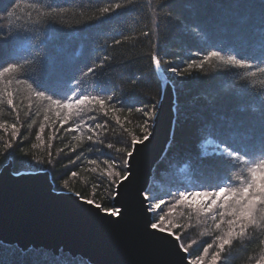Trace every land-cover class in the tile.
Here are the masks:
<instances>
[{
  "label": "trees",
  "instance_id": "trees-1",
  "mask_svg": "<svg viewBox=\"0 0 264 264\" xmlns=\"http://www.w3.org/2000/svg\"><path fill=\"white\" fill-rule=\"evenodd\" d=\"M8 2L3 0L0 7L7 6ZM18 2L21 8L17 12L19 19L12 21L13 31L23 33L26 38L16 42L11 54L16 58L36 57L45 65L54 66L55 71L50 76L61 95L95 94L98 91L95 81L98 80L116 88L115 95L120 98L118 106L135 98L138 106L150 108L155 104V117L162 85L151 57L153 54L159 56L160 71L174 93V123L170 143L153 170L148 194L172 200L165 195L170 190L181 185L214 183L217 175L225 174L223 165L199 159L201 153L214 151V144L205 142L208 129L233 117L248 124L253 114L259 117L261 104L240 87V75L246 70L224 69L215 61L206 63L203 69L195 65L188 69V63L199 61L209 50L221 49L225 54L233 51L248 53L249 29L258 32L264 18V0H174L171 8L162 10L160 4L163 0H137L134 10L122 9L104 21L92 17L99 14L98 8L117 0ZM29 4L59 6L64 11L48 22L51 27H46L33 22L36 13L28 7ZM28 12H32L31 20ZM51 28L58 31L53 32ZM144 32L148 35L145 36ZM118 40L119 44L116 43ZM251 50L258 54V39ZM8 56L7 48L0 50V58L7 60ZM98 63H104V67H97ZM89 66L96 67L95 77L83 74ZM170 67H176L184 74L177 76L168 71ZM26 76L29 83L39 78V65L29 64ZM261 81L264 77L251 81L257 92L264 88ZM10 90L15 92L17 108L15 111L9 109L6 101L0 106L3 109L0 123L7 122L5 128H0V170L11 163L14 174L47 171L55 191L78 193L84 199H92L96 204L110 208L114 192L106 180L101 183L100 174L109 166L105 164L106 160H117L123 166L124 153L116 149L130 146L133 136L142 138L147 134L143 131L141 114L129 113L126 109L109 111L107 116L99 109L90 113L96 115L97 121L108 125L107 130H96L98 136L94 139L105 142L96 144L88 140L92 133L86 127L75 132L68 130L69 126H74V112L68 123L61 127L63 112L55 105L49 109L46 101L36 100L26 83H14ZM83 122L82 119L81 124ZM13 123L17 126L15 136L11 127ZM88 123L94 125L96 121L89 120ZM8 142L12 143L11 149L5 148ZM107 143L113 144V148L106 147ZM9 151L12 156L5 160ZM92 160L96 163H90ZM20 161L28 163L22 166ZM73 171L77 173L74 177L70 175ZM236 174L246 176L247 169L237 168ZM200 203L197 199L193 207ZM164 212L167 213L166 221L170 219L173 224L180 225L174 230L182 235L186 245L195 242L189 249L193 258L202 253L201 244L211 242L220 234L210 219L183 206L172 211L165 207ZM222 228L227 229V225ZM261 235L258 230L253 233L254 237ZM261 255H264V248L257 246L255 240H238L229 253L228 264H255ZM0 262L89 264L67 253L22 251L2 243ZM204 264H210L208 257Z\"/></svg>",
  "mask_w": 264,
  "mask_h": 264
},
{
  "label": "snow or ice",
  "instance_id": "snow-or-ice-1",
  "mask_svg": "<svg viewBox=\"0 0 264 264\" xmlns=\"http://www.w3.org/2000/svg\"><path fill=\"white\" fill-rule=\"evenodd\" d=\"M173 2L174 0H163L160 4L161 10L165 7L171 8ZM0 4H3V0H0ZM136 6L137 0H117L115 3H109L105 7L98 8L99 14L92 17V19L104 21L106 18L110 19L113 13H118L122 9L134 10ZM28 7L36 13V19L33 22L37 25L43 24L46 27H51L48 22L64 11L63 8L52 5L44 7L38 4H29ZM20 8L21 4L18 0H9L7 6L0 7V50L5 48L9 50L7 60L0 58V106L4 105L6 101L8 108L15 111L17 108L14 102L15 92L10 90V86L14 83H26L36 100L46 101L49 109L55 105L58 111L63 112L61 127L68 123L74 112V126H69L68 130L75 132L82 127H86L92 133L88 136V140L96 144L105 143L102 139H94L98 136L96 130H107L108 125L106 122L97 121L96 115H90V113H95L98 109L103 110L105 116L108 115L109 111H123L125 109L129 113H140L143 117V131L147 134L143 135L142 138L133 136L130 146L125 145L116 149L117 152L124 153L123 166L117 160H106L105 164L109 166L100 174L101 183L106 180L112 191L119 195L127 187L124 182L131 183L129 179L131 175L129 171L130 160L134 154L139 152L137 145L146 146L145 141H148L152 136V122L156 105L153 104L150 108L146 105L138 106L135 98H130L128 102L121 103L118 106L117 101L120 98L115 95L116 88H110L106 83L98 80L95 81V86L98 89L95 94L61 95L56 87L55 80L50 76L55 71L54 66L49 67L45 65L43 60L36 57L16 58L11 54L16 42L26 38L23 33L13 31L12 21L19 19L17 12ZM27 15L31 20L32 12H28ZM51 30L53 32L58 31L55 28H51ZM249 33L250 51L248 53L233 51L225 54L221 49H215L207 51L199 61L188 63V69H191L193 65L203 69L206 63L215 61L222 65L224 69L246 70L240 75V87L261 104L259 117L257 118L253 114L248 124H245L242 120L237 121L233 117L230 121L226 120L218 125L213 124L208 129V137L205 142L214 144V151L201 153L199 159L202 162L208 161L210 164L223 165L226 169L225 174L217 175L214 183L201 182L191 186L181 185L174 190H170L165 195L172 197V200L152 196L147 192L143 193L144 199L141 201V205L143 206L147 202V208H144V211L145 213H152V216L147 219L145 229H151L153 234L158 233L157 239L160 242L170 244L176 249L179 264H204L206 257L210 259V264H228L229 253L238 240H255L257 246L264 248V88L257 92L255 86L251 83L252 80L258 77H264V18L261 19L258 32L255 29H249ZM143 34L148 35L147 32ZM257 39L259 41L258 54L251 50ZM116 43L119 44L120 41L118 40ZM104 59L107 60L108 58L105 57ZM151 59L155 68L159 71L161 69L159 56L153 54ZM31 63L39 65L40 76L37 79H32V82L29 83L26 69ZM97 67L103 68L104 63H98ZM168 71L177 76L184 74L178 71L176 67H170ZM83 74L95 77L96 67H87ZM261 82L264 83V81ZM29 108H31V104ZM2 110L0 108V112ZM84 117H87V119H84ZM82 119L84 120L83 124H81ZM89 120L96 121V123L94 125L89 124ZM6 123H0V128H5ZM11 127L13 136H15L16 123H13ZM215 137H219V139H213ZM37 139H39V135ZM106 147L113 148V144L107 143ZM5 148L11 149L12 143L8 142ZM8 156H12V152H7L5 160ZM187 159L191 158L188 157ZM19 163L23 166L28 162L20 161ZM90 163H96V161L92 160ZM241 167L247 169L246 176L236 174V169ZM70 175L74 177L77 173L73 171ZM64 187L66 188L67 185L65 184ZM74 195H77L83 203L94 205L97 209L112 217L122 218L120 208L115 205L106 208L101 204H96L92 199L80 197L78 193H74ZM197 199L201 203L194 208L193 202ZM180 206L189 211H195L198 215L203 214L206 219L213 222L215 230H220V234L216 235L211 242L205 241L204 244H201L202 253L194 258L189 249L195 242L186 245L182 235L174 230L179 228L180 225L173 224L170 219L166 221L167 213L164 212V208L167 207L169 211H172ZM181 215H184V213L182 212ZM224 224L227 225V229L222 228ZM257 230L262 235L254 237L253 233ZM262 261H264V255L256 259L255 264H261Z\"/></svg>",
  "mask_w": 264,
  "mask_h": 264
},
{
  "label": "water",
  "instance_id": "water-1",
  "mask_svg": "<svg viewBox=\"0 0 264 264\" xmlns=\"http://www.w3.org/2000/svg\"><path fill=\"white\" fill-rule=\"evenodd\" d=\"M162 96L153 120L152 136L137 145L130 160L127 187L114 193L112 206L122 218L112 217L73 193L54 190L47 171L12 172L11 163L0 170V243L28 249L67 253L89 264H179L176 249L160 242L145 224L151 213L141 205L153 170L171 140L175 99L169 81L157 70ZM123 187V186H122Z\"/></svg>",
  "mask_w": 264,
  "mask_h": 264
},
{
  "label": "rangeland",
  "instance_id": "rangeland-1",
  "mask_svg": "<svg viewBox=\"0 0 264 264\" xmlns=\"http://www.w3.org/2000/svg\"><path fill=\"white\" fill-rule=\"evenodd\" d=\"M151 215H152V213H151Z\"/></svg>",
  "mask_w": 264,
  "mask_h": 264
}]
</instances>
